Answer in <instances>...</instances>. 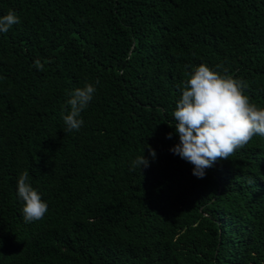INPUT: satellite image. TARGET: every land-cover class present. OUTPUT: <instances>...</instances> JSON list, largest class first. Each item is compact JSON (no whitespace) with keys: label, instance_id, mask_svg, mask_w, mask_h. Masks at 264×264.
<instances>
[{"label":"trees","instance_id":"trees-1","mask_svg":"<svg viewBox=\"0 0 264 264\" xmlns=\"http://www.w3.org/2000/svg\"><path fill=\"white\" fill-rule=\"evenodd\" d=\"M9 10L19 23L0 33V264H264V136L202 179L170 151L192 67L241 80L264 108V0H0V16ZM85 84L96 91L67 132L62 113ZM24 172L48 205L33 222Z\"/></svg>","mask_w":264,"mask_h":264},{"label":"clouds","instance_id":"clouds-1","mask_svg":"<svg viewBox=\"0 0 264 264\" xmlns=\"http://www.w3.org/2000/svg\"><path fill=\"white\" fill-rule=\"evenodd\" d=\"M19 23L17 14L9 10L0 16V33H6ZM35 65L42 69L39 60ZM182 84V95L176 102L173 112L176 123L173 126L179 137V143L170 149L181 159L193 165L192 174L204 178L206 169L218 159H229L235 151L243 148L255 135L264 136V108L250 103L244 95L246 85L229 75H221L209 66L201 63L186 73ZM96 88L92 84L77 87L70 93L67 104L70 110L62 113L66 131H78L83 125L81 112L93 99ZM172 133L168 134V138ZM149 155L156 153L146 144ZM140 171L149 166L144 154L133 161ZM28 172L19 175L17 192L23 201L22 214L25 222L43 219L48 205L41 195L28 182Z\"/></svg>","mask_w":264,"mask_h":264}]
</instances>
